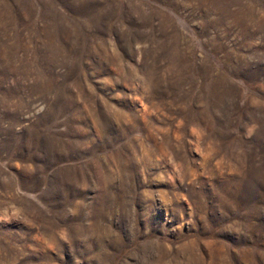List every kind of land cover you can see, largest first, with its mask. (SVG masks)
Listing matches in <instances>:
<instances>
[{"label": "rangeland", "instance_id": "obj_1", "mask_svg": "<svg viewBox=\"0 0 264 264\" xmlns=\"http://www.w3.org/2000/svg\"><path fill=\"white\" fill-rule=\"evenodd\" d=\"M0 264H264V0H0Z\"/></svg>", "mask_w": 264, "mask_h": 264}]
</instances>
